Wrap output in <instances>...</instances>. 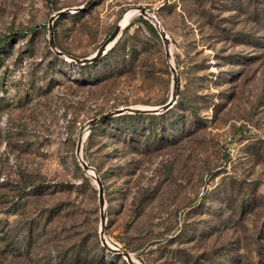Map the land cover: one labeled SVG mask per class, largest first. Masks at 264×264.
Returning <instances> with one entry per match:
<instances>
[{
	"label": "rangeland",
	"instance_id": "obj_1",
	"mask_svg": "<svg viewBox=\"0 0 264 264\" xmlns=\"http://www.w3.org/2000/svg\"><path fill=\"white\" fill-rule=\"evenodd\" d=\"M140 7L177 85L140 15L51 48ZM81 136L134 264H264V0H0V264H129Z\"/></svg>",
	"mask_w": 264,
	"mask_h": 264
},
{
	"label": "water",
	"instance_id": "obj_2",
	"mask_svg": "<svg viewBox=\"0 0 264 264\" xmlns=\"http://www.w3.org/2000/svg\"><path fill=\"white\" fill-rule=\"evenodd\" d=\"M135 10L139 11V15L146 17L150 20H152V22L154 23V26L156 28V30L158 31L159 35L161 36L162 40L164 41L165 45H166V55H167V59L170 63V50H169V39L168 36L165 32V30L163 29L161 23L158 21V19L151 15L150 13H148L147 9L144 7H140L137 8ZM62 13H59L58 15L54 16L51 18L50 22H49V30H50V45L51 48L56 51V54L67 58L68 60L77 63V64H81V65H85V64H91L94 63L95 61L101 59L107 52L109 49H111L117 42L118 38L120 37V34L122 32L123 27L120 25V22L116 25V27L114 28L112 34L110 35V37L106 40V42L100 47V49L97 51V53L92 57V58H86V59H79L70 55H65L64 53H62L61 51H59L56 47V43L54 42V31H53V24L54 21L61 15ZM130 25V24H129ZM128 26V25H127ZM125 28V27H124ZM171 65V70L174 74V82L175 85H177V79L175 78V68L174 66L170 63ZM174 102L171 101L170 103H168L167 105L161 107L160 109L157 110H142V109H132V108H125V109H120L117 110L115 112L106 114L98 119H95L93 121L90 122V128H94L98 125H100L101 123H104L106 120H108L109 118L115 117V116H120V115H124L126 113L128 114H159V113H163L167 110H169L170 108H172ZM83 136L80 137L79 142H78V147H77V158L81 164V166L83 167V169L85 170V172L91 177L93 178L98 186V190H99V202H100V210H101V218H102V222H103V228L101 231V240H102V244L103 246L110 252L123 256L127 259V261L129 262V264H134L133 258L131 256L130 253L128 252H124L121 251L119 249H116L114 247H112L107 239L105 238V192H104V186L102 183V180L99 176V174L97 173L96 169L93 168L92 166H90L84 159V156L82 154V146H83Z\"/></svg>",
	"mask_w": 264,
	"mask_h": 264
},
{
	"label": "bare ground",
	"instance_id": "obj_3",
	"mask_svg": "<svg viewBox=\"0 0 264 264\" xmlns=\"http://www.w3.org/2000/svg\"><path fill=\"white\" fill-rule=\"evenodd\" d=\"M139 15V11L138 10H130L128 11L125 15H123L121 21H120V25L124 28L126 27L133 19L134 17ZM162 25V24H161ZM129 26V25H128ZM165 30V29H164ZM108 241V240H107ZM108 243L110 244V242L108 241ZM111 245V244H110Z\"/></svg>",
	"mask_w": 264,
	"mask_h": 264
},
{
	"label": "trees",
	"instance_id": "obj_4",
	"mask_svg": "<svg viewBox=\"0 0 264 264\" xmlns=\"http://www.w3.org/2000/svg\"><path fill=\"white\" fill-rule=\"evenodd\" d=\"M136 21H139L141 22L142 24L146 25L147 28L155 35V36H159L158 33H157V30L156 28L150 23L148 22L146 19H144L142 16H140L137 20H134L131 24H130V27L134 25V23ZM100 60V59H99ZM99 60L95 61L94 63H97ZM94 63H91V64H94ZM140 115V114H139Z\"/></svg>",
	"mask_w": 264,
	"mask_h": 264
}]
</instances>
